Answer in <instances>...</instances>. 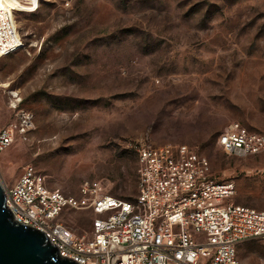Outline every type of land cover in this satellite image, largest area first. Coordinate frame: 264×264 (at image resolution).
<instances>
[{
    "label": "rangeland",
    "instance_id": "1",
    "mask_svg": "<svg viewBox=\"0 0 264 264\" xmlns=\"http://www.w3.org/2000/svg\"><path fill=\"white\" fill-rule=\"evenodd\" d=\"M16 21L24 47L0 58V130L14 121L9 91L34 127L0 157L4 188L32 165L51 190L97 182L134 202L137 148L188 145L234 183L233 204L264 211V153L218 145L232 123L264 133V0H45ZM94 218L62 222L88 238ZM238 257L264 264V243Z\"/></svg>",
    "mask_w": 264,
    "mask_h": 264
},
{
    "label": "built area",
    "instance_id": "2",
    "mask_svg": "<svg viewBox=\"0 0 264 264\" xmlns=\"http://www.w3.org/2000/svg\"><path fill=\"white\" fill-rule=\"evenodd\" d=\"M45 0H0V58L24 47L16 17L36 13ZM11 125L0 130V157L33 131L31 113L9 91ZM229 156L264 153V133L232 123L218 138ZM138 194L134 202L103 192L97 182L81 184L77 197L51 190L44 175L27 165L11 188L6 206L14 219L44 233L60 255L78 264H243L239 247L264 243V211L235 205L232 182L210 177L206 157L188 145L137 148ZM94 214L91 236H77L62 217Z\"/></svg>",
    "mask_w": 264,
    "mask_h": 264
},
{
    "label": "water",
    "instance_id": "3",
    "mask_svg": "<svg viewBox=\"0 0 264 264\" xmlns=\"http://www.w3.org/2000/svg\"><path fill=\"white\" fill-rule=\"evenodd\" d=\"M0 264H78L60 255L47 236L18 223L6 206L0 181Z\"/></svg>",
    "mask_w": 264,
    "mask_h": 264
},
{
    "label": "trees",
    "instance_id": "4",
    "mask_svg": "<svg viewBox=\"0 0 264 264\" xmlns=\"http://www.w3.org/2000/svg\"><path fill=\"white\" fill-rule=\"evenodd\" d=\"M137 188H138V184H137Z\"/></svg>",
    "mask_w": 264,
    "mask_h": 264
},
{
    "label": "bare ground",
    "instance_id": "5",
    "mask_svg": "<svg viewBox=\"0 0 264 264\" xmlns=\"http://www.w3.org/2000/svg\"><path fill=\"white\" fill-rule=\"evenodd\" d=\"M34 1H36V0H34Z\"/></svg>",
    "mask_w": 264,
    "mask_h": 264
}]
</instances>
